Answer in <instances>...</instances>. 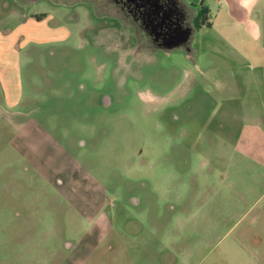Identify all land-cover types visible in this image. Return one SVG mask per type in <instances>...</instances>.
<instances>
[{
    "label": "rangeland",
    "instance_id": "1",
    "mask_svg": "<svg viewBox=\"0 0 264 264\" xmlns=\"http://www.w3.org/2000/svg\"><path fill=\"white\" fill-rule=\"evenodd\" d=\"M87 5L0 0V264H264L261 11L166 51Z\"/></svg>",
    "mask_w": 264,
    "mask_h": 264
},
{
    "label": "flooded vegetation",
    "instance_id": "2",
    "mask_svg": "<svg viewBox=\"0 0 264 264\" xmlns=\"http://www.w3.org/2000/svg\"><path fill=\"white\" fill-rule=\"evenodd\" d=\"M37 1L33 0V2ZM83 1L88 4L87 10L90 14H102L100 15L102 18L112 20L110 25H128L135 37L137 34L140 36L141 33H145L151 44H154L157 49L166 51L188 43L194 30L203 24L202 20L196 22V16H192L194 6L188 5L184 0H99L97 1L99 12L92 11L90 1ZM184 37H187L185 41L169 47ZM133 52L136 53L135 50ZM101 103L111 106V97L102 95ZM57 183L62 185V179H59ZM131 202L138 203V200L132 198Z\"/></svg>",
    "mask_w": 264,
    "mask_h": 264
},
{
    "label": "crops",
    "instance_id": "3",
    "mask_svg": "<svg viewBox=\"0 0 264 264\" xmlns=\"http://www.w3.org/2000/svg\"><path fill=\"white\" fill-rule=\"evenodd\" d=\"M190 1L193 5L197 2H201V8L200 12L204 13L207 9L206 2L207 0H185L187 3ZM218 2L222 3V6H226V10L229 14V16L237 23L238 25H249L250 21H259L258 18H255L258 16L256 15L257 10H260L262 13V16H264V0H218ZM49 16L44 14V16H25L19 20L18 23L15 25H18L17 31H19V28L23 29L22 31H19L17 34L19 37L24 36V32H26V29L24 26L26 25H34V23H41L44 20H49ZM264 20V19H263ZM209 21V20H207ZM210 25L211 22L209 21ZM0 25H4V23H0ZM41 25V24H40ZM25 29V30H24ZM36 30V29H35ZM39 30V29H38ZM43 30V29H41ZM40 31V30H39ZM46 32H58L56 28H48L44 30ZM51 33V34H52ZM5 33L0 30V46L2 42L4 41ZM1 48V47H0ZM0 110L4 113V93L6 95V98L8 101H12L13 98L11 97V93L14 92L13 89L15 88V67H16V60L14 57L12 58L11 55L5 54L4 49H0Z\"/></svg>",
    "mask_w": 264,
    "mask_h": 264
},
{
    "label": "water",
    "instance_id": "4",
    "mask_svg": "<svg viewBox=\"0 0 264 264\" xmlns=\"http://www.w3.org/2000/svg\"><path fill=\"white\" fill-rule=\"evenodd\" d=\"M186 39H187V37L181 38V39L178 40L177 42H174V43H172L171 45H169V47L174 46V45H178V44H180L181 42L185 41Z\"/></svg>",
    "mask_w": 264,
    "mask_h": 264
},
{
    "label": "trees",
    "instance_id": "5",
    "mask_svg": "<svg viewBox=\"0 0 264 264\" xmlns=\"http://www.w3.org/2000/svg\"><path fill=\"white\" fill-rule=\"evenodd\" d=\"M204 13H205V12H204ZM204 13H203V15H204ZM202 23H203V24L206 23L204 19H202ZM208 24L210 25L209 22H208Z\"/></svg>",
    "mask_w": 264,
    "mask_h": 264
}]
</instances>
